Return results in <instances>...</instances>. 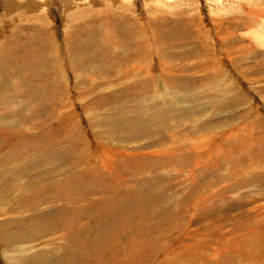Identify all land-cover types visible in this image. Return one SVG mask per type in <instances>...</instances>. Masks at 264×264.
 I'll list each match as a JSON object with an SVG mask.
<instances>
[{
    "label": "rangeland",
    "instance_id": "rangeland-1",
    "mask_svg": "<svg viewBox=\"0 0 264 264\" xmlns=\"http://www.w3.org/2000/svg\"><path fill=\"white\" fill-rule=\"evenodd\" d=\"M0 264H264V0H0Z\"/></svg>",
    "mask_w": 264,
    "mask_h": 264
},
{
    "label": "bare ground",
    "instance_id": "bare-ground-1",
    "mask_svg": "<svg viewBox=\"0 0 264 264\" xmlns=\"http://www.w3.org/2000/svg\"><path fill=\"white\" fill-rule=\"evenodd\" d=\"M43 1V0H42ZM33 3V2H32ZM45 3V2H44ZM71 4V3H70ZM37 6V5H36Z\"/></svg>",
    "mask_w": 264,
    "mask_h": 264
}]
</instances>
